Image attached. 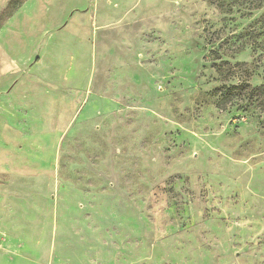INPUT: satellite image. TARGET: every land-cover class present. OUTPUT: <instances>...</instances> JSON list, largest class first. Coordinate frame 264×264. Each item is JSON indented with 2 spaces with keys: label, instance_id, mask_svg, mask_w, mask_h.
<instances>
[{
  "label": "rangeland",
  "instance_id": "1",
  "mask_svg": "<svg viewBox=\"0 0 264 264\" xmlns=\"http://www.w3.org/2000/svg\"><path fill=\"white\" fill-rule=\"evenodd\" d=\"M229 8L0 0V264H264V108L225 98L264 8Z\"/></svg>",
  "mask_w": 264,
  "mask_h": 264
},
{
  "label": "trees",
  "instance_id": "2",
  "mask_svg": "<svg viewBox=\"0 0 264 264\" xmlns=\"http://www.w3.org/2000/svg\"><path fill=\"white\" fill-rule=\"evenodd\" d=\"M213 3L221 9L230 7L228 10H231V6L236 5H240L242 6V8L250 11L264 8V0H233L231 3L213 0ZM260 20L264 22V11L260 15ZM253 46H255L254 50L259 49L261 51H264V42L257 43L255 41L253 43ZM260 66L262 67V70L264 72V61H261L260 65H257L254 68H259ZM250 77L251 76L249 75L245 79H240L236 85H231L230 87H227V90L225 92V98L230 101L232 95H234L233 90L239 89L244 91L249 96V98H251L253 101H257L261 105V107L263 106L264 108V82H261L258 85H252L250 83ZM219 106L221 105L219 104Z\"/></svg>",
  "mask_w": 264,
  "mask_h": 264
}]
</instances>
